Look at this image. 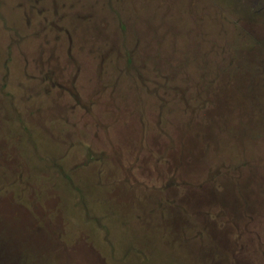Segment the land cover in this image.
<instances>
[{
	"label": "rangeland",
	"instance_id": "374dc122",
	"mask_svg": "<svg viewBox=\"0 0 264 264\" xmlns=\"http://www.w3.org/2000/svg\"><path fill=\"white\" fill-rule=\"evenodd\" d=\"M0 264H264V0H0Z\"/></svg>",
	"mask_w": 264,
	"mask_h": 264
}]
</instances>
